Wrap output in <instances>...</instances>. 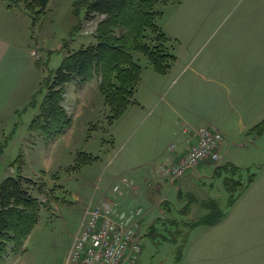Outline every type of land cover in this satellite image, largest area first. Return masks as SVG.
<instances>
[{
	"label": "rangeland",
	"instance_id": "obj_1",
	"mask_svg": "<svg viewBox=\"0 0 264 264\" xmlns=\"http://www.w3.org/2000/svg\"><path fill=\"white\" fill-rule=\"evenodd\" d=\"M89 1L93 0H49L46 12L34 26L31 17L19 9L10 10L15 11V16L8 13L0 16L7 28L2 34L11 45L12 53L6 82L12 84V98L17 95L9 101L12 110L0 111V183L10 176L30 178L34 181L31 194L42 205L38 222L24 240L22 249L15 253L10 246L2 264H64L81 208L93 194L105 187L111 189L119 183L121 171L151 158L150 144L166 123L169 127L183 128L176 124V118L172 119V112L165 113V99L169 100V94L193 71L216 62L250 61L264 81V0H160L156 6L159 12L156 23L168 38V52L177 59L170 74L157 73L147 56L134 52V59L142 68L141 80L132 99L134 103L118 119H111L112 111L99 91V76L66 85L63 104L72 123L63 135L47 141L30 130L46 93L41 82L68 52L94 42L93 33L103 16L84 17ZM150 42H155L153 37ZM30 66L38 73L33 92L35 106L25 102V94H21ZM261 109L264 114L263 104ZM257 135L239 134L231 139L236 144L230 142L229 147L222 144L219 149L222 165L216 173L198 167L194 173L187 170L172 181L169 191V184L162 183V190L152 184L149 189L162 191L175 207L190 202L185 218L188 223L186 226L181 223L182 217L174 208L172 212L166 210L168 202L157 204L149 212V205L138 201L137 205L142 207V233L150 225L154 227L142 236L137 250L132 248L128 252L129 256L136 254L135 262L127 259L122 264H179L186 253V244L196 240L193 237L205 228L203 223L198 229L188 227L207 213L201 202L213 199L217 207L226 209L230 197L224 185L226 178L245 185L254 174L248 185L252 189L245 201L254 207L261 206L263 212L253 211L254 220L248 221L250 228L245 233L251 235L252 228H263L264 238V130L259 139ZM172 147L176 150L174 144ZM142 172L128 176L129 183H143ZM242 185L235 186L234 203ZM167 217L176 218L178 227L172 226ZM242 219L239 224L243 226L246 222ZM178 229L181 236H174ZM216 233L203 236L198 240L199 245L191 248L189 257L194 264H216L210 257L202 260L201 255L232 254L239 248L243 249L242 253L264 255V242L244 247Z\"/></svg>",
	"mask_w": 264,
	"mask_h": 264
},
{
	"label": "crops",
	"instance_id": "obj_2",
	"mask_svg": "<svg viewBox=\"0 0 264 264\" xmlns=\"http://www.w3.org/2000/svg\"><path fill=\"white\" fill-rule=\"evenodd\" d=\"M5 13H8L7 15H16L15 11H10L4 6V3L1 2L0 16H6ZM6 29L5 24L3 23L2 25L0 21V111L8 109L5 110V113H7L9 109L12 110L11 102L9 103V101L17 98V95L12 98L13 95L10 93L12 84L6 82V77L9 75L6 69L12 58L11 45L4 39L2 34ZM263 42L264 34H262V43ZM249 62L250 61L216 62L204 68H199L193 71L189 77H186L182 84L173 90L174 93L171 95L169 94L168 97L171 96V98H169V100L165 99L167 100L165 113L172 112L174 114L171 115L172 119L176 118V124L182 125L183 128L179 126L178 129H176L174 125L173 127H169L166 123V127L164 126L162 130L157 131L158 135L156 136V140H153L150 144L152 157L146 158V161L121 171L119 174L122 178H127L130 175H135L134 173L136 171L142 172L144 168H147L146 171L141 173V175H143V183L132 185L129 183L128 178L130 177H128L127 182H120L119 180L120 191L118 193L113 192L110 187H105L97 193H94L92 197L96 201H99L101 198L116 200L118 202L120 200L121 204L125 206H136L137 202L141 201L143 204L149 205H147L151 208L149 212H151L157 204L165 205L164 203L168 202L169 204L165 205L166 210L172 212L174 208L182 217L183 221L181 223L187 224L188 222L185 218L189 214V205L185 209H183L184 206L179 208L175 207L166 199V195H164L162 191L157 192L149 189V187L152 188V184H156L160 190H162L163 183L169 184L168 191L170 190V184L173 180L169 177L167 168L179 162L180 157L184 155L190 145L196 141V132L201 128L211 127L219 131L224 137L222 144H227L229 147V143L232 142L231 139L239 134H248L253 126L264 120L263 110L261 109L262 104L264 105L263 77L256 72V68L253 64H249ZM176 63L177 59L171 69L164 75L168 76ZM248 64L250 67H248ZM31 67H33V69ZM37 80V69H35L34 66H30L25 87L21 93L25 94V102L29 101L33 92L36 90ZM24 91L26 92L23 93ZM21 94L18 95L20 96ZM170 123L173 124V122ZM179 129H181V131ZM260 137L261 136L257 135V139ZM249 138L250 137H248V140ZM250 142L253 143L251 140ZM173 144L176 150L172 147ZM232 144L236 143L232 142ZM197 167L200 170L208 169L211 170L212 173H216L217 164L210 160H204L201 161ZM250 186L243 192H240L236 202L227 205L225 210L221 208V206L216 207L214 210L215 213H218L222 217L213 224L203 226L205 228H202V230L197 233V236H194L195 238L193 237V239L196 240L189 245L188 243L186 244L188 246L186 247V253L182 255L179 264H194V260L189 257V255H191V253H189L191 248L195 245H199L198 240L202 239L203 236H207V234L213 232L215 234L217 230V235L221 234L224 239L235 243V245L241 244L247 247L253 242H258L256 245L261 244L260 242H264L261 232L263 228H252L251 235L245 233L246 231L249 232L250 223H248V221L254 220V216L252 215L253 211L260 209L263 212L261 206L254 207L249 201H245L246 195L252 189ZM242 201H244L245 204L239 205ZM82 209L83 207L81 210ZM159 209H161V206ZM209 211L210 210L207 209L205 216ZM240 218H243L242 222H246L243 226L242 223L239 224ZM167 219L169 222L178 223L176 218L167 217ZM171 225L174 226L173 223H171ZM200 227L201 226L195 228L198 229ZM197 237L199 238L197 239ZM242 251L243 249L239 248L238 251L232 254L221 253L209 256L201 255V259L205 260L207 257H210L216 261V264H264V255L246 254L242 253ZM192 257H195V254H193Z\"/></svg>",
	"mask_w": 264,
	"mask_h": 264
},
{
	"label": "trees",
	"instance_id": "obj_3",
	"mask_svg": "<svg viewBox=\"0 0 264 264\" xmlns=\"http://www.w3.org/2000/svg\"><path fill=\"white\" fill-rule=\"evenodd\" d=\"M0 2L5 3L9 10L19 9L28 14L34 26L46 12L49 0ZM159 2L160 0H93L87 3L85 18L103 16L93 33L94 42L68 52L61 63L44 77L41 84L46 88V93L30 124L32 132L47 141L63 135L72 123L63 104L66 85L93 80L96 76L100 78L99 91L103 100L112 111L111 119H118L134 103L132 99L141 80L142 68L134 59V52L147 56L159 74L164 75L171 69L176 56L168 52V38L156 23L159 16L156 6ZM151 37L155 40L152 44ZM31 97L30 106H35V95ZM263 130L264 120L249 132L259 135ZM253 178L254 174L250 175L245 185L240 181L225 179L224 185L230 194L228 205L235 201V186L242 185L240 191L243 192ZM32 185L34 181L22 175L7 177L0 183V264L10 246L15 253L22 249L24 240L38 222L42 205L31 194ZM201 203L210 211L204 218L192 221L188 226L190 230L201 223L213 224L222 217L213 211L218 205L216 200L209 199ZM189 204L190 202L183 209ZM212 215H215L214 219H211ZM170 223L178 227L177 222ZM153 227L154 224L150 225L147 233ZM174 236H181V230H176Z\"/></svg>",
	"mask_w": 264,
	"mask_h": 264
},
{
	"label": "built area",
	"instance_id": "obj_4",
	"mask_svg": "<svg viewBox=\"0 0 264 264\" xmlns=\"http://www.w3.org/2000/svg\"><path fill=\"white\" fill-rule=\"evenodd\" d=\"M223 135L211 127L196 132V141L171 165L167 173L172 178L181 176L187 170L194 172L200 161L220 162V147ZM126 182V178H121ZM119 184L112 187L118 193ZM142 207L125 206L116 200L93 197L83 208L80 221L69 246L64 264H122L127 259L135 262V255L129 256L133 248L138 249L142 236Z\"/></svg>",
	"mask_w": 264,
	"mask_h": 264
}]
</instances>
